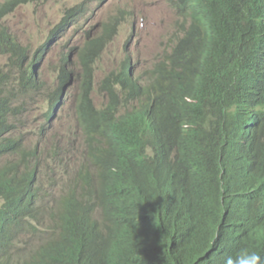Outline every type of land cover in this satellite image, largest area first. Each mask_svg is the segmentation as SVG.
I'll use <instances>...</instances> for the list:
<instances>
[{"label": "clouds", "instance_id": "obj_1", "mask_svg": "<svg viewBox=\"0 0 264 264\" xmlns=\"http://www.w3.org/2000/svg\"><path fill=\"white\" fill-rule=\"evenodd\" d=\"M53 1L0 0V264H112L134 202L165 212L163 264H264V0H163L153 65L133 0Z\"/></svg>", "mask_w": 264, "mask_h": 264}, {"label": "trees", "instance_id": "obj_2", "mask_svg": "<svg viewBox=\"0 0 264 264\" xmlns=\"http://www.w3.org/2000/svg\"><path fill=\"white\" fill-rule=\"evenodd\" d=\"M184 4L187 3V0H181ZM200 6V7H199ZM204 7V9H203ZM207 7L206 0H198L197 4L193 6L192 10L195 11L196 8L200 10L203 9L205 12V8ZM202 14H195L196 19H199ZM231 18V16H230ZM235 20H232L228 23H220L209 25V31L211 33V46H215L216 39H225L228 37L229 32L235 26ZM163 66V65H161ZM2 77L0 76V80ZM31 89V84L26 82H19L14 86L12 94H21L25 91ZM173 108V105L162 98L158 100V113L159 114H169V110ZM226 186L228 190V186H230L231 194H235L236 185L226 181ZM149 201V200H148ZM150 202V201H149ZM151 203V202H150ZM150 204L140 205L138 202L133 203V208L136 211H141V216L132 222H130L124 232L118 237L117 246L120 247L119 259L112 264H163V249H166L163 244L164 240L160 238L161 234V225L165 217V212L162 208H149ZM128 211V205L124 204V212L125 214ZM171 213L174 214V211L171 210ZM124 227V225H123ZM66 231L69 229L67 226L64 227ZM77 231V230H75ZM77 238H81V232L77 231ZM203 240H206V236L202 237ZM227 242V241H226ZM262 242V241H261ZM264 246V242L261 243ZM254 245V246H253ZM261 245V247H262ZM233 246V245H232ZM252 247L260 250L256 244L252 243Z\"/></svg>", "mask_w": 264, "mask_h": 264}, {"label": "rangeland", "instance_id": "obj_3", "mask_svg": "<svg viewBox=\"0 0 264 264\" xmlns=\"http://www.w3.org/2000/svg\"><path fill=\"white\" fill-rule=\"evenodd\" d=\"M67 0H54L52 3V7L58 9L59 6ZM137 5V8L142 12H147L148 15L145 17L146 20L154 21L155 24L152 25L149 30L140 32L141 44L136 46V48L141 52L142 59L145 61L147 65L152 63L153 65V50L159 47L160 45L167 44V40L169 39L172 28L171 24L174 22V17L172 12L167 8V4L163 0H133ZM25 16H29V12L24 10L22 12ZM17 19H22L21 15L17 16ZM130 31V30H129ZM127 35H118L113 39V42H116V48H120L126 39ZM134 48V46L132 47ZM53 56L50 54L48 58L42 62V66L40 68L41 73L44 74L45 79L48 80V76L51 73V65ZM6 59L1 58L0 64H5ZM67 108L63 109V114L65 115ZM63 121L68 120V116L63 117ZM77 156L73 157V160Z\"/></svg>", "mask_w": 264, "mask_h": 264}, {"label": "bare ground", "instance_id": "obj_4", "mask_svg": "<svg viewBox=\"0 0 264 264\" xmlns=\"http://www.w3.org/2000/svg\"><path fill=\"white\" fill-rule=\"evenodd\" d=\"M168 1H174V0H168ZM130 23H129V25H128V29L130 30ZM63 58H64V61H65V51L63 52ZM25 61H26V70L28 71V68H29V54H26V56H25ZM150 64V63H149ZM152 64V63H151ZM131 68H132V65H131V63H129L128 64V69H129V71H130V74H132V70H131Z\"/></svg>", "mask_w": 264, "mask_h": 264}]
</instances>
